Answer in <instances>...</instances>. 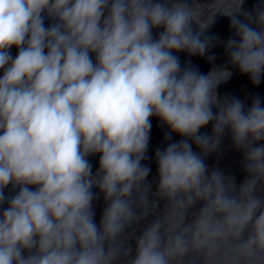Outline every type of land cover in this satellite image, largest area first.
<instances>
[{
    "label": "clouds",
    "instance_id": "1",
    "mask_svg": "<svg viewBox=\"0 0 264 264\" xmlns=\"http://www.w3.org/2000/svg\"><path fill=\"white\" fill-rule=\"evenodd\" d=\"M244 4L0 0V264H264V106L218 91L229 65L264 77V0ZM218 16L227 41L207 34ZM225 136L239 184L206 163Z\"/></svg>",
    "mask_w": 264,
    "mask_h": 264
}]
</instances>
